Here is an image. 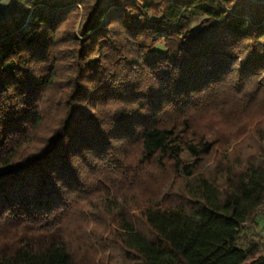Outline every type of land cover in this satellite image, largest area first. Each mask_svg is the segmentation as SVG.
Here are the masks:
<instances>
[{
	"label": "trees",
	"instance_id": "16d2710c",
	"mask_svg": "<svg viewBox=\"0 0 264 264\" xmlns=\"http://www.w3.org/2000/svg\"><path fill=\"white\" fill-rule=\"evenodd\" d=\"M13 14L0 264H264L236 244L264 204V3L16 0Z\"/></svg>",
	"mask_w": 264,
	"mask_h": 264
},
{
	"label": "rangeland",
	"instance_id": "374dc122",
	"mask_svg": "<svg viewBox=\"0 0 264 264\" xmlns=\"http://www.w3.org/2000/svg\"><path fill=\"white\" fill-rule=\"evenodd\" d=\"M16 4V0H12L10 5L4 14V16L0 17V26L4 24V22L13 14V8ZM18 16V15H16ZM203 17L201 16H194L190 18L191 28L193 33H195L201 25ZM81 22V7H78V17L74 20V33L78 35V28ZM183 158L185 160H189L188 156L184 155ZM103 201H94L89 210L94 211L97 210L100 206L103 207ZM252 241L258 244L259 248L257 253L248 261H254L260 256H264V204L261 205L254 213L252 217H250L247 222L241 227L239 230L238 240L236 242L237 246L240 248L245 249L247 247L246 242Z\"/></svg>",
	"mask_w": 264,
	"mask_h": 264
},
{
	"label": "water",
	"instance_id": "95a60500",
	"mask_svg": "<svg viewBox=\"0 0 264 264\" xmlns=\"http://www.w3.org/2000/svg\"><path fill=\"white\" fill-rule=\"evenodd\" d=\"M11 1L12 0H0V17L4 16ZM251 1L258 3V4L264 3V0H251Z\"/></svg>",
	"mask_w": 264,
	"mask_h": 264
}]
</instances>
